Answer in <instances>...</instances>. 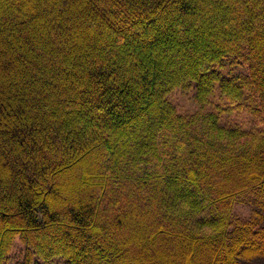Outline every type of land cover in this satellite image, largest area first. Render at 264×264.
<instances>
[{"label":"trees","instance_id":"trees-1","mask_svg":"<svg viewBox=\"0 0 264 264\" xmlns=\"http://www.w3.org/2000/svg\"><path fill=\"white\" fill-rule=\"evenodd\" d=\"M263 211L264 0H0V264H264Z\"/></svg>","mask_w":264,"mask_h":264},{"label":"rangeland","instance_id":"rangeland-1","mask_svg":"<svg viewBox=\"0 0 264 264\" xmlns=\"http://www.w3.org/2000/svg\"><path fill=\"white\" fill-rule=\"evenodd\" d=\"M168 98L175 105V108L177 112L179 113H189L198 108V104L193 98L192 83H191V86L186 89H182L180 87L174 88L168 94ZM217 105L225 108L228 105V103L226 102L224 98L219 96L218 90L215 89L212 96L210 97L209 102H207L204 105L203 110L216 109L217 107L218 111H220ZM220 114H221L220 121L222 119L223 121H226V122L228 121L229 122H242L245 125H247L248 119H249V115H247V113L243 111H236V110H232V111L225 110L224 111L223 110V111H220ZM233 210L238 214L247 216L251 213V206L248 203V201L242 200V201L236 202L233 205ZM263 214H264V211H263ZM21 247L23 248V244L19 241L17 237L14 238L11 250L9 251V255H11L13 251L14 258H16L19 252L21 251ZM6 263L8 264V260ZM261 263H263V261H261ZM51 264H64V261L62 258L56 257V259Z\"/></svg>","mask_w":264,"mask_h":264}]
</instances>
